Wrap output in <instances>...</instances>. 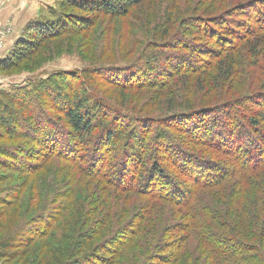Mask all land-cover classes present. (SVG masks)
<instances>
[{"label": "trees", "instance_id": "trees-1", "mask_svg": "<svg viewBox=\"0 0 264 264\" xmlns=\"http://www.w3.org/2000/svg\"><path fill=\"white\" fill-rule=\"evenodd\" d=\"M55 1L46 17L26 25L9 58L0 61V74L20 69L45 45L85 31L100 16L124 18L149 0ZM205 1L194 6L189 2L187 12L183 6L174 9L176 14L165 9L162 21L151 28L155 39L146 59L154 57V67L162 68L150 67L146 75L132 79V86L111 83L125 100L123 92L146 79L145 89L159 93L157 100L163 101L168 115H134L98 99L91 84L78 82L81 87L76 88L66 76L54 74L29 88L0 91V127L7 135L34 140L44 159L54 156L68 164L90 145L86 170L91 176L108 182L116 192L177 208L183 231H198L199 243L217 260L260 264L261 248L237 236L231 223L256 234L264 231V82L255 86L254 80H238L264 60V0ZM157 54L174 62L160 63L153 56ZM172 84L186 90L172 92ZM47 109L55 112L51 118L59 131L52 140L46 136ZM208 154L220 158V163L210 162ZM114 164L120 168L108 174L107 166ZM214 199L222 202L223 210ZM21 213L15 211L17 218L4 225L13 233L0 240L1 264H9L13 249L42 242L51 229L52 215H39L23 224L20 240ZM143 221L121 228L94 248L95 235L80 232L69 250L59 248L61 253L57 250L45 264H109L117 250L138 235ZM210 225L216 227L212 234L207 230ZM175 259L176 255L170 261Z\"/></svg>", "mask_w": 264, "mask_h": 264}, {"label": "rangeland", "instance_id": "rangeland-1", "mask_svg": "<svg viewBox=\"0 0 264 264\" xmlns=\"http://www.w3.org/2000/svg\"><path fill=\"white\" fill-rule=\"evenodd\" d=\"M197 1L149 0L144 7L133 10L124 18L100 16L85 31L61 36L45 45L30 63H23L20 69L0 74V91L29 88L48 76L61 74L70 79L76 88L81 87L78 82L91 84L94 96L118 109L154 118L168 115L163 101L160 104L157 100L159 93L145 89L146 79H142L139 86L135 84L132 90H125L122 94L125 100L118 96L115 87L125 84L132 86V79L139 78L140 74L146 75L150 72V67L155 70L162 68V64L154 67V57L146 59L149 54L146 50H149L155 39L151 28L162 21L165 9L173 10L176 14L174 9H181L183 6L187 12L188 3L194 6ZM56 2L0 0V61L9 58L14 44L23 37L26 25L34 19L46 17L47 12L56 6ZM153 56L160 63L174 62L173 59L161 60L158 54ZM259 65L257 67L261 70L255 67L250 71L251 76L248 73L247 78L240 76L238 80H254L255 86H259L264 82V60ZM105 71L111 72L107 76L103 73ZM90 78L97 83L93 84L94 81H90ZM169 88L172 92L179 93L186 90L185 86L173 84ZM224 96L229 95L224 93ZM203 101L207 103L206 99ZM45 112L50 126L46 136L49 135L52 140L59 134L54 127L57 122L51 118L56 114L48 109ZM1 132L0 127V160L4 162H0V240L13 233L4 225L8 221L12 222L14 217L17 218L19 214H15V211H22V224L17 229L20 240V236H24V230L21 229L23 224L39 215H52V226L48 229L47 237L40 243L35 241L28 249H13L14 255L9 264H45L57 250V254L61 253L59 248L69 250L73 239L80 232L82 236L95 235L91 248L100 246L121 228L138 220H144L142 223H145L138 230V235L130 243L120 247L109 264H227L226 261L217 260L207 247L199 243L198 231H183V221L177 208L156 205L139 196L116 192L109 188L108 182L104 183L100 178L91 176L86 170L92 149L90 145L79 152L75 163L68 164L54 156L44 155V159L41 155L43 151L36 146L38 143L26 135H7ZM3 150L11 152L14 157H6ZM25 151L31 152L23 154ZM208 155L212 157L210 162L220 163V158ZM208 155L205 157L209 158ZM15 156L19 160L13 162ZM118 167L119 165L114 164L107 166L109 170H106L108 174H116ZM115 174L113 178L116 177ZM5 202L6 205H2ZM214 202L223 210L222 202L217 199ZM248 228L231 223V230L237 236L251 245L259 246V252L264 255V231L256 234ZM212 229L216 230V227L210 225L207 228L210 234L213 233ZM250 232H253V238L250 237ZM82 253L83 251L78 254ZM174 255L176 259L170 261ZM259 261L260 264L264 263V259Z\"/></svg>", "mask_w": 264, "mask_h": 264}, {"label": "crops", "instance_id": "crops-1", "mask_svg": "<svg viewBox=\"0 0 264 264\" xmlns=\"http://www.w3.org/2000/svg\"><path fill=\"white\" fill-rule=\"evenodd\" d=\"M37 11V9L35 10V12ZM35 16L37 15V13L36 14H34Z\"/></svg>", "mask_w": 264, "mask_h": 264}]
</instances>
